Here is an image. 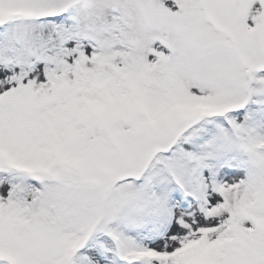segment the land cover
Returning a JSON list of instances; mask_svg holds the SVG:
<instances>
[{"label":"snow or ice","instance_id":"6c2138e0","mask_svg":"<svg viewBox=\"0 0 264 264\" xmlns=\"http://www.w3.org/2000/svg\"><path fill=\"white\" fill-rule=\"evenodd\" d=\"M0 264H264V0H0Z\"/></svg>","mask_w":264,"mask_h":264}]
</instances>
